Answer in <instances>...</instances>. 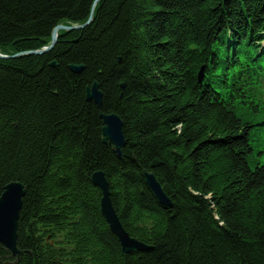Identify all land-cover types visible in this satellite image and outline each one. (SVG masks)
I'll return each mask as SVG.
<instances>
[{"label":"trees","instance_id":"obj_1","mask_svg":"<svg viewBox=\"0 0 264 264\" xmlns=\"http://www.w3.org/2000/svg\"><path fill=\"white\" fill-rule=\"evenodd\" d=\"M90 15L40 55L0 59V195L25 188L21 255L0 244V264H264V165L240 113L264 83V0H0V53L41 50ZM109 114L121 158L103 142ZM96 172L147 250L122 254Z\"/></svg>","mask_w":264,"mask_h":264},{"label":"water","instance_id":"obj_2","mask_svg":"<svg viewBox=\"0 0 264 264\" xmlns=\"http://www.w3.org/2000/svg\"><path fill=\"white\" fill-rule=\"evenodd\" d=\"M92 21V15H90L88 21L81 26L75 25H58L56 26L51 34V41L48 47H45L38 51H32L30 53L23 52L13 56H2L0 59H14L21 56L40 55L47 50L51 49L59 38L58 32L64 31L69 32L72 30H79L85 25ZM79 70L80 68H73ZM86 96L88 100H93L98 107L101 105L102 95L98 89V85L93 83L90 87L86 88ZM103 122L102 138L103 142H109L114 148L115 154L121 158V150L125 145L123 134H122V122L115 114L109 116H101ZM148 188L151 190L153 195L164 205H168L169 202L162 193L159 184L156 182L154 176L142 173ZM91 182L100 188L102 192L101 198V214L105 219L109 230L117 238L122 254H131L136 252H142L148 249L145 245L138 242L136 239L131 238L120 226V222L111 206L110 196L108 193V186L103 173L96 172L91 178ZM25 196V188L22 184L13 182L8 184L4 192L0 195V244L7 250V252L14 258H18L21 253L16 247L17 231H18V220L19 213L22 207V199Z\"/></svg>","mask_w":264,"mask_h":264},{"label":"bare ground","instance_id":"obj_3","mask_svg":"<svg viewBox=\"0 0 264 264\" xmlns=\"http://www.w3.org/2000/svg\"><path fill=\"white\" fill-rule=\"evenodd\" d=\"M242 14L243 15H246V11H242ZM220 95H222V96H225L226 95V93H221ZM109 115H111V114H109ZM109 115H105L106 117L107 116H109ZM103 122H102V129H103ZM124 142H125V140H124ZM106 143H109V142H106ZM110 144V143H109ZM111 146H112V144H110ZM113 147V146H112ZM113 152H114V148H113ZM115 153V152H114ZM145 172V171H144ZM145 173H147V174H150L151 175V173H148V172H145ZM144 178V177H143ZM145 180V179H144ZM156 180V179H155ZM157 182V181H156ZM158 183V182H157ZM159 184V183H158ZM160 186V185H159ZM161 188V187H160ZM162 190V189H161ZM162 193H163V195L165 196V198L168 200V198L166 197V195L164 194V192L162 191ZM155 197V196H154ZM156 198V197H155ZM156 200H158L157 198H156ZM159 201V200H158ZM168 202H169V200H168ZM100 209H101V205H100ZM105 220V219H104ZM106 222V221H105ZM107 224V223H106ZM120 226H122L121 224H120Z\"/></svg>","mask_w":264,"mask_h":264},{"label":"rangeland","instance_id":"obj_4","mask_svg":"<svg viewBox=\"0 0 264 264\" xmlns=\"http://www.w3.org/2000/svg\"><path fill=\"white\" fill-rule=\"evenodd\" d=\"M262 161L264 162V159Z\"/></svg>","mask_w":264,"mask_h":264}]
</instances>
